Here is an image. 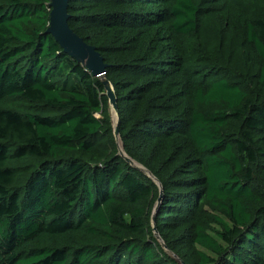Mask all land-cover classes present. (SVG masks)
<instances>
[{
    "label": "trees",
    "instance_id": "1",
    "mask_svg": "<svg viewBox=\"0 0 264 264\" xmlns=\"http://www.w3.org/2000/svg\"><path fill=\"white\" fill-rule=\"evenodd\" d=\"M50 2L0 0V264H264V0H69L115 120Z\"/></svg>",
    "mask_w": 264,
    "mask_h": 264
},
{
    "label": "water",
    "instance_id": "2",
    "mask_svg": "<svg viewBox=\"0 0 264 264\" xmlns=\"http://www.w3.org/2000/svg\"><path fill=\"white\" fill-rule=\"evenodd\" d=\"M68 4L69 0H51L49 5V26L46 34L52 35L65 54L71 56L79 64L84 65L93 77L101 80V83L105 87V95L109 100L112 110L116 114L117 101L112 86L105 78L106 65L104 64L103 58L96 47L88 45L68 26ZM114 136L116 140H119V132L116 127L114 129ZM120 154L127 161H130L123 152L120 151Z\"/></svg>",
    "mask_w": 264,
    "mask_h": 264
},
{
    "label": "rangeland",
    "instance_id": "3",
    "mask_svg": "<svg viewBox=\"0 0 264 264\" xmlns=\"http://www.w3.org/2000/svg\"><path fill=\"white\" fill-rule=\"evenodd\" d=\"M112 118H113V120H115V118H116V116H115V114H114V111L112 110ZM118 145H119V148H120V146H121V144H120V142L118 141ZM121 151V150H120ZM122 152V151H121Z\"/></svg>",
    "mask_w": 264,
    "mask_h": 264
},
{
    "label": "bare ground",
    "instance_id": "4",
    "mask_svg": "<svg viewBox=\"0 0 264 264\" xmlns=\"http://www.w3.org/2000/svg\"><path fill=\"white\" fill-rule=\"evenodd\" d=\"M120 150L122 151V148H121V146H120Z\"/></svg>",
    "mask_w": 264,
    "mask_h": 264
},
{
    "label": "built area",
    "instance_id": "5",
    "mask_svg": "<svg viewBox=\"0 0 264 264\" xmlns=\"http://www.w3.org/2000/svg\"><path fill=\"white\" fill-rule=\"evenodd\" d=\"M115 114V113H114ZM116 115V114H115Z\"/></svg>",
    "mask_w": 264,
    "mask_h": 264
}]
</instances>
